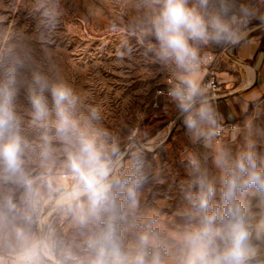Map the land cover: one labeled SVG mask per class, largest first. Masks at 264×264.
Wrapping results in <instances>:
<instances>
[{
  "label": "clouds",
  "instance_id": "1",
  "mask_svg": "<svg viewBox=\"0 0 264 264\" xmlns=\"http://www.w3.org/2000/svg\"><path fill=\"white\" fill-rule=\"evenodd\" d=\"M30 7L41 36H51L63 16L62 0H32ZM130 7L126 20L110 24L120 37L116 57L139 52L167 75V104L191 145L182 154L186 176L171 225L158 211L143 210L144 190L162 172L140 143L149 129L134 135L125 160L119 142L100 126L99 107L82 112L80 93L57 69L34 64L23 46L4 40L0 178L24 189L21 215L28 222L36 191L26 157L47 168L53 142L60 145L70 185L58 190L56 204L82 240L79 249L62 246L60 264H264V98L254 96L241 122L226 129L201 75L205 49H231L251 30H264V0H130ZM22 88L38 143L23 134ZM16 237L18 264H41L47 242L23 228Z\"/></svg>",
  "mask_w": 264,
  "mask_h": 264
},
{
  "label": "rangeland",
  "instance_id": "2",
  "mask_svg": "<svg viewBox=\"0 0 264 264\" xmlns=\"http://www.w3.org/2000/svg\"><path fill=\"white\" fill-rule=\"evenodd\" d=\"M31 2L0 0V40L23 46L34 64L57 69L80 93L82 112L86 113L89 106L99 107L100 126L119 142L125 160L134 135L149 129V137L141 138L140 143L154 167L158 162L162 172L160 180L150 182L144 190L143 210L158 211L170 226L181 202L178 184L186 176L182 154L191 145L174 108L167 104V98L157 94L167 87V75L146 62L139 52L123 61L116 57L120 37L110 31V24L127 19L130 0H62L63 16L51 36H41L31 14ZM261 40L264 42V30L253 29L239 46L208 48L204 53L220 56L218 73H240L252 63L238 57L240 48L249 41ZM28 109L22 88L17 110L22 117L23 134L38 143L39 133L31 125ZM53 148L54 159L47 168L36 156L26 157L36 191L28 222L21 215L25 210L24 189L0 178V264H18L22 244L16 237L17 228L47 242L41 264H60L65 244L77 249L82 245L71 216L56 204L58 190L68 188L70 178L62 166L64 154L60 145L53 142ZM8 202L15 205L16 211L9 210Z\"/></svg>",
  "mask_w": 264,
  "mask_h": 264
},
{
  "label": "crops",
  "instance_id": "3",
  "mask_svg": "<svg viewBox=\"0 0 264 264\" xmlns=\"http://www.w3.org/2000/svg\"><path fill=\"white\" fill-rule=\"evenodd\" d=\"M238 57L243 62L252 60L244 72L225 70L218 73L222 86L213 101L225 122H239L243 109L254 96L264 98V42L243 44Z\"/></svg>",
  "mask_w": 264,
  "mask_h": 264
},
{
  "label": "built area",
  "instance_id": "4",
  "mask_svg": "<svg viewBox=\"0 0 264 264\" xmlns=\"http://www.w3.org/2000/svg\"><path fill=\"white\" fill-rule=\"evenodd\" d=\"M207 56V61L204 64L202 68V79L203 81L210 85V94L213 100H215V97L217 94H219L221 90L222 83L220 81V78L218 76L217 72V66L219 65L220 56L212 53H204ZM166 88H161L157 91V94L166 98ZM225 128H230L233 124V122H225L223 121Z\"/></svg>",
  "mask_w": 264,
  "mask_h": 264
},
{
  "label": "bare ground",
  "instance_id": "5",
  "mask_svg": "<svg viewBox=\"0 0 264 264\" xmlns=\"http://www.w3.org/2000/svg\"><path fill=\"white\" fill-rule=\"evenodd\" d=\"M248 68V67H247Z\"/></svg>",
  "mask_w": 264,
  "mask_h": 264
}]
</instances>
